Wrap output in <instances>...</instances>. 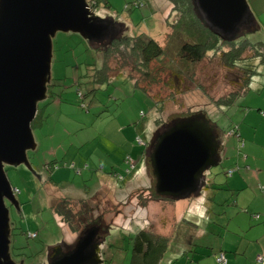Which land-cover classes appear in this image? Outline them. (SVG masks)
I'll use <instances>...</instances> for the list:
<instances>
[{
  "label": "rangeland",
  "instance_id": "rangeland-1",
  "mask_svg": "<svg viewBox=\"0 0 264 264\" xmlns=\"http://www.w3.org/2000/svg\"><path fill=\"white\" fill-rule=\"evenodd\" d=\"M97 1L94 12L106 22L111 36L116 32L114 37L122 33L151 37L166 49L163 65L167 70L150 91L164 102V110L157 111L156 100L124 75L109 83L95 82V67L101 63L92 44L97 40L58 32L53 40V85L38 105L44 120L33 126L37 148L28 151L31 167L5 166L13 188L19 191L16 196L20 204L17 208L7 201L12 258L24 264H45L50 250L59 246L70 250L78 234L54 213L52 203L69 198L77 212L80 200L89 198V204L97 207L92 209L93 222L100 226L103 238L101 264H130L132 237L142 228L169 238L160 264H189L190 248L203 253L214 243L220 246L232 214L242 212L236 198L245 186L243 181L252 182L250 175L264 163V82L255 83L235 105L219 107L215 101L240 88V77L238 71L226 68L219 55H210L195 65L192 81H181L176 88L178 80L172 81L175 75L171 66L175 70L180 67L177 54L181 40L172 36L170 23L177 15H172L171 3ZM247 2L251 23L257 28L245 37L264 41V0ZM138 3L144 6L136 7ZM248 23L240 26L237 34L246 31ZM251 54V50L246 52ZM260 77L263 81L264 74ZM184 113L196 117L203 114L224 132L221 163L207 170L206 184L188 196L142 205L138 195L143 192L149 196L155 181L145 151ZM161 118L170 122L168 126L158 124ZM232 130L237 133L233 135ZM138 136L143 144L137 143ZM129 155L136 166L132 174L120 180L112 170L124 174V159ZM53 161L56 165L51 164Z\"/></svg>",
  "mask_w": 264,
  "mask_h": 264
},
{
  "label": "water",
  "instance_id": "water-1",
  "mask_svg": "<svg viewBox=\"0 0 264 264\" xmlns=\"http://www.w3.org/2000/svg\"><path fill=\"white\" fill-rule=\"evenodd\" d=\"M194 1L221 35H235L253 21L247 0ZM108 30L88 0H0V264H24L11 254L7 201L20 204L5 166L31 167L28 151L37 148L32 123L52 84L53 40L58 32H72L96 41ZM206 119L177 121L160 136L152 157L157 194L184 198L205 185V172L221 163L223 143L216 142ZM97 230H87L68 251L55 248L45 264H101Z\"/></svg>",
  "mask_w": 264,
  "mask_h": 264
},
{
  "label": "trees",
  "instance_id": "trees-1",
  "mask_svg": "<svg viewBox=\"0 0 264 264\" xmlns=\"http://www.w3.org/2000/svg\"><path fill=\"white\" fill-rule=\"evenodd\" d=\"M168 1L172 5V15L175 13L177 15L176 20L170 23L173 28L172 36L181 40L177 54L180 67H177L175 70V67L171 66V69H173L171 71L174 72L173 76L175 75L176 77L172 78V81L174 79L178 80V83L175 85L176 88H180L181 81H192L196 73L193 69L195 65H198L210 55L214 57L219 55L220 60L226 68L230 71H238L240 77V88L231 91L229 95L215 101V104L219 107H231L235 105L240 97L253 88L255 83L264 82L260 77L264 74V72H261V68L264 66V41H252L248 37L239 36L240 34L221 35L212 27L206 17L201 14L194 0ZM89 2L92 8H95L99 4L97 0H90ZM251 22L254 21H250L245 28L254 31L257 26ZM248 50L252 51L251 55H246ZM96 51L101 59V63L95 67V82L109 83L114 77L124 75L127 78L133 79L136 87L144 90L156 100L157 104H159L157 111L164 110V102L157 100L150 93L152 86L161 82L162 75L167 70L163 65V60L168 54L166 49L157 40L151 37L145 38L142 35H121L112 38L107 45H100ZM193 115L194 113H184L176 119L183 120ZM43 120L44 117L39 110L36 119L32 123V128L35 124L40 125ZM157 122L159 125L165 123L163 118L157 119ZM232 131H234L233 135L237 133V130ZM221 133L223 138H225L224 132L221 131ZM139 138L142 140L138 136L136 139L137 143L143 144V140L142 143L138 142ZM130 157L132 158L129 155L124 159V174L117 171L113 173L118 178L122 175L125 179L128 175L132 174L135 167L133 169L130 168L127 162ZM56 163V161L51 162L52 165H56ZM52 165L47 167L49 171L53 168ZM128 169H130L129 172H127ZM49 179L53 181L52 177ZM161 198L164 197L156 193L152 194V199ZM52 204L54 207L55 203L53 202ZM65 204H67L65 206L66 209L58 206L56 212L63 217V221L73 231H76L78 227L75 224L74 217L77 214H72V202L70 199ZM81 222H86L87 225H95L93 217ZM168 246L169 238L142 228L132 237L130 264H160L168 250Z\"/></svg>",
  "mask_w": 264,
  "mask_h": 264
},
{
  "label": "crops",
  "instance_id": "crops-1",
  "mask_svg": "<svg viewBox=\"0 0 264 264\" xmlns=\"http://www.w3.org/2000/svg\"><path fill=\"white\" fill-rule=\"evenodd\" d=\"M258 170L250 175L252 182L243 181L245 186L239 189L236 198V205L242 212L232 214L227 232L221 235L220 246L214 243L203 253L190 248L189 264L195 260L197 264H220L217 258L221 253L225 254L226 264H263L257 257H264V163L258 166ZM112 171L114 173L116 169ZM257 214L259 218H255ZM210 253L213 255L211 258L207 257Z\"/></svg>",
  "mask_w": 264,
  "mask_h": 264
},
{
  "label": "flooded vegetation",
  "instance_id": "flooded-vegetation-1",
  "mask_svg": "<svg viewBox=\"0 0 264 264\" xmlns=\"http://www.w3.org/2000/svg\"><path fill=\"white\" fill-rule=\"evenodd\" d=\"M250 30H247L246 29V31H243L242 33H240V35L239 36H245L246 35V33L247 32H249ZM115 33L116 32H114V33H112L113 34V36H111V34L109 33L107 36L108 37H110L109 39H107L108 37L107 36H104L103 38H101L100 40H97L96 42H93L92 44H93V46H94V48L95 49H97L100 45H107L109 42H110V40L112 39V38H114V36H115ZM121 35H126V34H121ZM121 35H119V36H121ZM104 39H107V41L106 42H104L103 40ZM39 111V110H38ZM202 113V112H201ZM203 114H201V116H202ZM199 116V115H198ZM192 117H195V115H193ZM189 118H191V117H188V118H186V119H189ZM199 118V117H198ZM186 119H183V120H186ZM200 119H202L203 121H205V120H207L206 119V117L205 116H202V117H200ZM173 122V121H172ZM168 124L169 123H164V125H167L168 126ZM208 125H209V127H210V129L213 131V136L216 138L215 140H216V142L217 141H220V142H222L223 143V135H222V133H221V131H220V129H219V126L217 125V124H214L213 122H209L208 123ZM209 129V130H210ZM152 144V143H151ZM151 144H149V149L147 150V151H145V154H146V157H147V160H148V165H149V168L151 169L150 170V172H152L153 173V175H154V184L149 188L150 189V195L149 196H145L144 195V193L142 192V194H140V195H138L139 196V198H140V201H141V203H142V205H145V206H148L149 205V203L148 202H151V201H155V202H158V201H162L163 199H166L167 201H172L171 200V198H168V197H164V198H161V199H152V194L153 193H156L157 194V191H156V183H157V179H156V177H155V174H154V170H153V164H152V157H153V153H154V150H155V146L157 145V142H156V144H154L153 146L151 145ZM218 151H219V154H220V152L222 151V144H220V146H219V149H218ZM216 159H219L218 158V156L216 155ZM126 179V178H125ZM124 179V180H125ZM206 179H204V177H202L201 179H200V184H203L204 183V181H205ZM204 186V185H203ZM19 191L18 190H15V193L17 194ZM56 199V198H55ZM68 199L69 198H65V199H63L62 201H57V202H54L55 203V205H54V207H53V204H52V209H53V211H54V213L61 219V221H63V217L62 216H60L57 212H56V209H57V207L59 206V207H63V209H66L65 208V206H67V204H65L67 201H68ZM66 201V202H65ZM80 202H81V204H80V206H81V208L77 211V212H75L73 209H72V214H77V216H75L74 217V221H75V224L77 225V227H78V229L76 230V231H73L70 227H69V225L66 223V222H64L68 227H69V229L73 232V233H77L78 234V239L76 240V242L74 243V245L72 246V247H74L75 245H76V243L78 242V240L84 235V233L87 231V230H90V229H92V228H94V227H96L98 230H97V235H96V241L99 243V242H103V238L101 237V235H100V226H97V225H87L86 224V222H81L82 220L84 221V220H86L87 218H90V217H93V214H92V209L94 210V209H96L97 207H92V205H90L89 204V198L88 199H84V200H80ZM111 211V210H110ZM109 211H106L105 212V214L106 213H108ZM104 213V212H103ZM78 221V222H77ZM77 222V223H76ZM162 235V234H161ZM32 236L33 237H36L37 235L36 234H32ZM164 236V235H163ZM96 242V243H97ZM61 248H63V247H61ZM55 250V249H54ZM52 252H53V249L52 250H50V252H49V256H48V259H50V256H51V254H52Z\"/></svg>",
  "mask_w": 264,
  "mask_h": 264
},
{
  "label": "built area",
  "instance_id": "built-area-1",
  "mask_svg": "<svg viewBox=\"0 0 264 264\" xmlns=\"http://www.w3.org/2000/svg\"><path fill=\"white\" fill-rule=\"evenodd\" d=\"M135 6H136V7H143L144 4H142V3H138V4H135ZM93 9H94V8H93ZM233 132H234V131H231V133H233ZM138 142H139V143H142V140L139 138V139H138ZM127 162L129 163L130 168L133 169V168L135 167V164H136V163H135L134 159H132L131 157L128 159ZM129 171H130V169L127 170V172H129ZM119 179L123 180L124 178H123L122 175H120V176H119ZM255 218H259V215H258V214L255 215ZM217 260H218V262H219L220 264H226V257H225V254H224V253H221V254L218 256ZM257 260H258V262H261V263L264 264V257H263L262 255H259V256L257 257Z\"/></svg>",
  "mask_w": 264,
  "mask_h": 264
}]
</instances>
